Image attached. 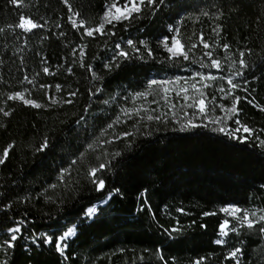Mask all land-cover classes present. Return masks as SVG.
<instances>
[{
    "label": "trees",
    "instance_id": "1",
    "mask_svg": "<svg viewBox=\"0 0 264 264\" xmlns=\"http://www.w3.org/2000/svg\"><path fill=\"white\" fill-rule=\"evenodd\" d=\"M112 1L0 0V154L13 145L0 164V242L21 228L13 247L0 243V264H264V0H157L88 36ZM21 16L43 27L26 32ZM174 35L189 59L164 47ZM176 78L197 81L214 105L240 97L236 120L254 135L181 127L157 89ZM17 92L40 107L8 99ZM101 163L98 192L89 173ZM226 205L261 216L235 225Z\"/></svg>",
    "mask_w": 264,
    "mask_h": 264
},
{
    "label": "snow or ice",
    "instance_id": "2",
    "mask_svg": "<svg viewBox=\"0 0 264 264\" xmlns=\"http://www.w3.org/2000/svg\"><path fill=\"white\" fill-rule=\"evenodd\" d=\"M10 3L14 4V5H21L23 3V0H9ZM64 2L67 4L68 0H64ZM164 0H160V3H163ZM147 5H156L157 4V0H124L123 4H120L118 2V0H114V2L110 3L107 10L105 11L102 19V23H100L96 28L94 29H85V32L88 36H93L94 33H101L104 34L105 31V25H112L114 21H124V20H128L133 18L132 14L133 13H140L141 12V5L144 4ZM74 15H79L78 13H74ZM69 19L72 20L73 23V27H76V20L72 19V17H69ZM84 21H81V26H83ZM16 27H19L20 29H23L24 31L28 32V31H32L33 29L36 28H40L43 27L42 24H39L35 21H33V19L31 17H25V16H21L19 18V23L16 25ZM0 31H3V29H0ZM201 43L203 44V46L205 48H209L210 45L205 41L204 37H200ZM128 45L131 46L133 49H135L136 52H139L140 49L136 48L135 43L132 40L127 41ZM143 43V42H141ZM117 48L120 47V45H116ZM164 47L167 48V50L169 52H172L174 55L177 54H183L184 55V59H189L188 55L186 52H184V48L183 45L181 44V42L176 39L175 37L172 38V47H168V43L164 42ZM192 47H196L195 45H193ZM224 48H228L229 45L225 44L223 45ZM191 49H189L190 51ZM117 55L124 57L125 59L130 58V53L127 51H120ZM149 55H151V52H149ZM205 55H207L208 57L212 56L211 52H207ZM241 56L244 55L243 52L240 53ZM240 64L244 65L245 67L247 66L245 61L243 59L240 60ZM119 65H117L118 67ZM203 66V65H202ZM105 67H111L110 65H105ZM209 67H215L217 69L221 68V62L219 60L216 59H212L211 60V64L209 65ZM91 69V66H89V70ZM70 70V69H69ZM44 73L48 74L49 73V69L48 68H44L43 69ZM239 75V73H237ZM196 75L201 76V79H204L205 77L203 76V74L201 73H197ZM214 79V77H212ZM153 84L156 83V81H152ZM228 83L231 84V87L233 89L237 88L238 85L236 83H233V81L231 79L228 80ZM193 87H195V84L192 85ZM57 89H59V86H57ZM99 91V90H97ZM221 91H223V89H221ZM76 93H70V95H75ZM230 94V93H229ZM203 95V94H201ZM20 99L23 100L25 104H31L34 107L39 108L40 105L36 104L34 101L31 100H27L24 98V95L20 92H17L14 94V96H9L8 99ZM240 97H235L234 98V103L231 109H229V111L233 114L237 113L238 109L236 107V104L239 103L240 101ZM68 103H70L71 101H66ZM197 103L199 104L200 107V111L204 112L205 110V100L204 99H199L197 101ZM262 111H264V108L261 109ZM5 115H8L7 112L4 113ZM152 117H149V119H151ZM156 119H159V117H156ZM237 123H239V121H237ZM195 126V125H193ZM109 127H111V125H109ZM218 131L220 132H225L226 129L224 128H220L218 129ZM243 131L244 133H247L248 135L242 136V137H237L236 133ZM227 134L233 138L239 139L241 140V142H246L252 135H254V130L250 129L249 127H247L246 125H242L241 127H238L236 129H233L231 131H228ZM125 135H128L127 133H125ZM257 139H259V137H257ZM261 146H264V140H260L259 141ZM13 145L9 144L6 148L3 149L2 154H0V164L5 163V160L8 158L9 156V152L12 149ZM48 147V141L45 140L43 142V144L41 145V148L39 149L40 151L44 150L45 148ZM115 155H119V153H116ZM108 167L107 164L105 163H101L98 167L91 169L89 175L92 178V183L96 186V191L98 192H102L105 190L106 188V182L104 179L99 178L98 173H100L101 171L105 170ZM119 190L118 189H113L111 192L107 193V196L110 198L112 195H114L115 193H118ZM97 211V208L95 206L92 207H88L85 210L84 215L86 217H91L93 214H95ZM180 211H183V209H181ZM222 211L224 212H229L230 215L235 216L236 212H239L240 209H229V208H223ZM210 213H205V215H209ZM254 215V214H253ZM261 220H264V216L260 217ZM242 221H248V227H252V222L249 220V215L247 212H245L243 214V216L241 217ZM230 223V221L225 220L221 225V231H222V235H226L227 233L224 231V229L227 228L228 224ZM76 230V226L73 225L72 227H68L66 231L63 232V234L56 238L55 240V247L57 249V251L63 252L64 248L67 247L66 244V238L72 236L75 233ZM234 230V229H233ZM8 231L11 234V236L7 239L4 240L0 243L6 244L9 248L13 247V242L16 241L18 239L16 233L21 231V228L19 226L14 227V228H9ZM260 231L264 232V228H261ZM45 242H53V237L52 236H47ZM215 243L217 244H222L223 241L218 239L215 241ZM240 252V249H236L235 251L230 253L231 257H237L238 253ZM162 258V257H161ZM195 264H201V260H197L195 262Z\"/></svg>",
    "mask_w": 264,
    "mask_h": 264
},
{
    "label": "rangeland",
    "instance_id": "3",
    "mask_svg": "<svg viewBox=\"0 0 264 264\" xmlns=\"http://www.w3.org/2000/svg\"><path fill=\"white\" fill-rule=\"evenodd\" d=\"M112 2H114V0ZM109 4L106 6L102 14V17L105 11L107 10ZM173 37L177 39L175 35ZM172 38L170 40V43L168 44V47H172ZM164 42H166L165 39H163V43ZM169 53L172 56L180 55V54L174 55L172 52ZM193 84H195V87L192 86ZM157 89H159L163 94H167V96H169V97L164 96V98H170L169 100H167L166 106L172 111V113L170 114L171 117L174 118V120L181 127H191L193 125L206 124L215 127L217 129L224 128L226 129V131H231L233 129L241 127V125L237 123L235 117L236 113L233 114L229 111V109H231L233 105L222 106L220 104L214 105L211 101L205 102V110L204 112H201L197 101L199 99H203L202 97L203 95H201L203 94V90L200 84L197 81H194L193 79L176 78L174 80H165L159 83ZM237 134H244V132L241 131L238 132ZM105 201L106 199L97 201L92 206H95L97 208L99 204L104 203ZM223 208H229L230 210L233 208L240 209L235 205H226L221 207L220 210L222 211ZM245 212L248 213L249 220L251 222L253 221V219H257L261 216V214L257 212V210H250V209L249 210L240 209L239 212H236L235 216L230 215L229 212H224V213H226L227 215L233 218V222L235 225H242V224L248 225V221L241 220V217ZM230 227L231 225L228 224L227 228L224 229V231L227 233ZM70 237L66 238V240L69 239ZM224 237L225 235H222V231L220 228V236L218 239L223 241Z\"/></svg>",
    "mask_w": 264,
    "mask_h": 264
}]
</instances>
